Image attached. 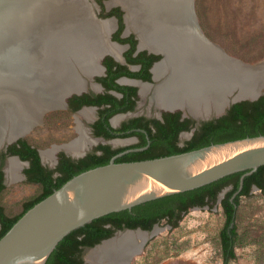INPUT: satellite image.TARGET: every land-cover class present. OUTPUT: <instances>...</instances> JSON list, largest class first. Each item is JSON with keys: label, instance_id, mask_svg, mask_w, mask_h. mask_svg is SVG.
<instances>
[{"label": "bare ground", "instance_id": "obj_1", "mask_svg": "<svg viewBox=\"0 0 264 264\" xmlns=\"http://www.w3.org/2000/svg\"><path fill=\"white\" fill-rule=\"evenodd\" d=\"M161 1L142 0L141 5L138 0L115 1L130 7L128 29L137 31L142 47L172 49L174 54L168 52L167 59L154 69L160 84L154 88L141 85L142 96L151 93L159 107L203 116L211 107L221 112L233 91H238L236 98H253L264 89V61L242 66L226 60L214 47L172 33L185 19L182 6L168 8ZM139 7L147 12L144 20L137 18ZM91 15L80 0H0V143L24 135L28 126L41 125L44 115L60 109L65 92L80 90L74 66L86 75L98 73V61L106 53L123 49L106 40L116 28L114 19L97 22ZM165 27L169 33H162ZM55 42L62 44L64 52L67 48L64 55L57 52ZM78 129L80 138L67 147L73 153L89 143L83 129ZM57 148L46 151L44 158L50 160ZM20 169L18 160L11 159L9 176L17 178ZM146 238V234L123 233L90 252L88 259L98 262L105 256L115 258L120 251L137 252Z\"/></svg>", "mask_w": 264, "mask_h": 264}, {"label": "water", "instance_id": "obj_2", "mask_svg": "<svg viewBox=\"0 0 264 264\" xmlns=\"http://www.w3.org/2000/svg\"><path fill=\"white\" fill-rule=\"evenodd\" d=\"M137 3L141 5L143 2L138 0ZM70 4H73V2ZM114 4V7H120L124 12L125 34L134 33L140 41L137 31L128 29L126 19L130 7L124 2ZM163 4L168 8L182 6V17L185 19L176 24L172 33L214 47L226 60L238 62L242 66L249 65L230 56L220 45L206 36L196 13V0L187 2H183V0H164ZM111 9L109 8L107 11ZM91 16V19L97 22L114 19L117 24L115 17L101 20L93 13ZM146 16L145 9L140 8L137 18L144 20ZM176 19L180 18L176 17ZM169 29L165 27L162 33H169ZM2 39L3 36L0 35V42H2ZM61 45L57 44L55 46L59 54L67 52V48L65 47L64 52L62 50L64 47L62 48ZM148 50L161 55L162 62L167 59L168 52L171 55L173 54L172 49ZM104 57L101 61H98L100 66ZM1 65L0 61V73ZM74 68L80 77H92V75H86L79 71L77 66H74ZM73 93L65 92L61 96L60 108L66 106L67 99ZM237 94L238 91H233L226 98L227 102L223 111L230 103L233 104L240 100H257L264 96V89L253 98H236ZM176 110L184 111L182 108H174L170 111ZM36 126V123L28 126L22 136L2 141L0 151L23 138L26 133H29ZM262 166H264V135L212 144L197 150L161 158L122 163L112 161L107 165L90 169L70 179L60 189L28 210L16 222L9 232L0 239V264H46L50 255L67 235L95 219L112 213L131 210L138 205L153 200L192 191L235 173L248 172V174H251ZM228 190L229 188L220 194V202ZM158 228L156 226L151 233L140 228L118 231L112 237L101 241L94 247L87 248L89 253L84 261L87 264H131L136 253L143 251L145 244L155 235ZM128 232L147 235L146 240L140 243L139 251L130 254H124L120 251L115 258L105 256L98 262H91L88 259L90 252Z\"/></svg>", "mask_w": 264, "mask_h": 264}, {"label": "trees", "instance_id": "obj_3", "mask_svg": "<svg viewBox=\"0 0 264 264\" xmlns=\"http://www.w3.org/2000/svg\"><path fill=\"white\" fill-rule=\"evenodd\" d=\"M98 3L101 7L100 18L105 19L115 16L119 22L116 35H121L125 29L124 12L120 7L107 11L104 6V0H99ZM128 40L124 39L121 41L128 42ZM136 45L137 41H134L131 52L135 50ZM153 57L154 60L160 58L159 56ZM246 105L251 106L250 109ZM179 118L180 113L164 114V121L162 123L157 121L156 123V135L152 137L153 143L150 148L142 152L131 153L117 162L161 158L197 150L213 143L218 144L248 137H258L259 135L263 136L264 96L255 102L245 101L234 105L230 116L223 118L219 122V126L222 127L223 125L227 131L214 132L209 127H205L202 133L205 134L204 138H206V141H201L203 138L200 140L201 142L197 143L198 138H195L183 148L175 146L172 143L173 140L169 137L172 133L186 129V123H180ZM250 126L253 127L250 128ZM210 135L211 137L209 138ZM7 154L17 155L23 161L30 162V167L25 170L27 182L39 184L40 193L26 201L19 214L14 216L7 214L1 204V196L6 186L4 184L2 166L0 167V239L9 232L28 210L60 189L70 179L89 169L107 164L106 162H101L85 167H77L75 164H66V166L61 164L57 169H49L41 164L37 149L25 140H20L11 145ZM3 156L6 155L2 153L1 157L3 158ZM255 187L264 192V166L251 174H248V172L235 173L192 191L153 200L138 205L131 210L112 213L95 219L67 235L50 255L46 264H87L83 259L85 249L92 248L101 241L112 237L116 230L136 228L152 230L155 224L163 221L172 228H177L184 215L191 209L214 206L219 202L220 194L228 188L229 190L220 202L226 217L224 227L220 233V240L223 264H230L237 259L236 241L239 237L237 215L241 206V199L249 197ZM108 224L111 226L107 227Z\"/></svg>", "mask_w": 264, "mask_h": 264}, {"label": "rangeland", "instance_id": "obj_4", "mask_svg": "<svg viewBox=\"0 0 264 264\" xmlns=\"http://www.w3.org/2000/svg\"><path fill=\"white\" fill-rule=\"evenodd\" d=\"M98 1L80 0L91 14L103 20ZM104 1L106 10L113 9V0ZM196 13L206 36L230 56L249 65L264 61V0H196ZM76 126V119L64 114L51 118L47 126L37 127L25 138L41 150H52V146L75 136ZM24 168L21 165L17 178L8 176L1 196V204L11 216L19 214L23 204L40 193V186L21 177ZM225 221L219 201L214 206L191 209L177 228L162 222L131 264H223L220 233ZM237 224V259L230 264H264L263 191L253 189L249 197L241 199ZM88 253H83L84 260Z\"/></svg>", "mask_w": 264, "mask_h": 264}, {"label": "flooded vegetation", "instance_id": "obj_5", "mask_svg": "<svg viewBox=\"0 0 264 264\" xmlns=\"http://www.w3.org/2000/svg\"><path fill=\"white\" fill-rule=\"evenodd\" d=\"M118 28L119 22L117 19L115 30L111 34H107L106 40L109 44L123 49L116 54L106 53L101 66L99 65L100 72L93 73L97 75L90 74L92 75L90 78L78 75V79L82 85L80 90L73 91L74 93L67 99V104L64 108L47 113L44 116L42 124L37 125L28 133L30 134L37 127L47 126L51 118L58 119L67 114L71 118L76 119L75 136L60 145L52 146V148H58L53 153V158L50 161L44 158V153L50 149L41 150L27 140L25 138L26 135L3 148L0 151V167L2 166L4 173L5 186L9 176L7 169L10 167V160L13 158H16L21 165L25 166L23 170L24 175L21 177L27 182L25 170L30 167V162L23 161L17 155L7 154L8 148L20 140H25L32 144L38 151L41 164L49 169H57L61 164L65 166L66 164H75L77 167H85L101 162H106L107 164L112 161L122 163L117 161L124 159L131 153L142 152L150 148L153 143L152 137L156 135V123L157 121L162 123L164 121V114L166 113H180V123H186V129L172 133L169 136L175 146L183 148L195 138H198L197 143L203 139L205 134L202 133V130L205 127H209L214 132L227 131L223 125V128L219 126V122L223 118L230 116L234 105L245 101L255 102L262 97L257 100H240L233 104L230 103L221 112H217L214 110V107H211L210 113L203 116L192 115L185 109L184 111H170L171 109L159 107L153 102L151 93L145 96L141 95V85H148L154 88L161 83L155 78L154 69L158 64L162 63V56L149 51L148 47H142L138 37L134 33L125 34L124 29L121 35H116ZM124 39L129 40L128 42H122L121 40ZM134 41H137V45L135 50L131 52ZM153 56H159L160 58L154 60ZM246 107L250 109L251 106L246 105ZM85 112H89L90 115L86 116ZM78 125L84 128L83 132L89 139V143L80 152L73 153L67 147L80 138V132L77 129ZM218 126L219 128L215 130ZM201 141H206V138ZM2 153L6 155L3 158L1 157ZM34 185L39 186V184ZM160 224H155L152 230L144 231L151 233ZM109 226L111 225L108 224L107 227ZM118 231L121 230H116L115 233ZM147 244L148 242L145 245Z\"/></svg>", "mask_w": 264, "mask_h": 264}, {"label": "crops", "instance_id": "obj_6", "mask_svg": "<svg viewBox=\"0 0 264 264\" xmlns=\"http://www.w3.org/2000/svg\"><path fill=\"white\" fill-rule=\"evenodd\" d=\"M127 1H128V0H127ZM162 1H164V0H162ZM162 1H161V2H162ZM161 4H162V3H161Z\"/></svg>", "mask_w": 264, "mask_h": 264}]
</instances>
